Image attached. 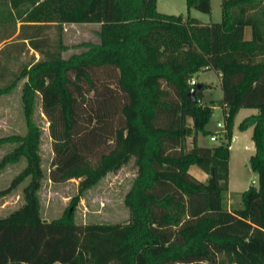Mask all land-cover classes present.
I'll use <instances>...</instances> for the list:
<instances>
[{"label":"trees","instance_id":"trees-1","mask_svg":"<svg viewBox=\"0 0 264 264\" xmlns=\"http://www.w3.org/2000/svg\"><path fill=\"white\" fill-rule=\"evenodd\" d=\"M184 2L185 15L158 12L156 0H0V95L23 79L25 127L0 137V146L13 145L0 169L24 161L0 196L25 181L23 203L0 217V264H264V0H220V20L207 23L188 10L208 13L209 0ZM84 22L98 23L97 41L62 56L61 24ZM24 49L38 58L20 59ZM210 69L219 78L224 133L201 146L196 136L208 134L213 105L200 101L206 85L188 80ZM37 96L51 139L47 179H78L68 207L48 221L39 214ZM241 108L254 110L237 128L251 129L256 185L230 208L228 146ZM130 158L127 221L76 224L82 193Z\"/></svg>","mask_w":264,"mask_h":264},{"label":"rangeland","instance_id":"rangeland-1","mask_svg":"<svg viewBox=\"0 0 264 264\" xmlns=\"http://www.w3.org/2000/svg\"><path fill=\"white\" fill-rule=\"evenodd\" d=\"M210 11L208 13L199 12L193 8L188 10V15L194 17L202 23L217 22L220 20V0H209ZM156 10L165 14H186L184 0H156ZM98 23H62L61 41L67 47L62 56L66 57L70 53L78 52L81 48L74 46L82 41H97L96 31ZM47 33L54 37L55 27L47 29ZM243 37H250L248 26L243 29ZM8 38L6 41L15 40ZM3 43V42H2ZM0 43V45L2 44ZM39 54L32 49H24L20 59L29 60L38 58ZM198 83L206 86L201 92L200 101L204 104L213 105L212 113L205 123V130L208 134L196 136L198 145L212 146L221 140L220 133L214 141L208 139L209 134L216 133L220 129L217 122L224 123L222 107L219 100L221 90L219 78L213 70H202L195 74ZM23 80V79H22ZM20 80L16 87L8 94L0 95V137L25 133L23 116L20 102ZM253 109L241 108L233 118L231 139L229 142L228 159V191L226 194V204L231 207H240V194L249 185H256V173L248 164V156L252 153L250 127L245 130L237 128L238 122L246 115L253 113ZM32 119L40 128L39 154L41 158V169L43 178L38 190L40 204L39 214L44 220L58 218L63 210L68 207L70 199L75 195L78 179H68L62 182H51L47 179L48 168L52 159L51 139L48 135L47 121L40 110V100L37 96L34 101ZM220 132V131H219ZM186 145H190V138L186 139ZM12 144L4 143L0 146V157L12 148ZM24 161L21 159L16 163L6 164L0 169V190L5 189L11 178L23 167ZM188 173L200 181H204L207 175L197 166L190 165ZM136 173L133 158L113 172L106 173L95 185L85 190L79 198L73 213L76 224L86 223H123L128 219V212L123 204V196L128 190L131 180ZM25 181L18 184L10 192L0 196V217L5 216L11 210L19 207L23 203L21 188Z\"/></svg>","mask_w":264,"mask_h":264},{"label":"built area","instance_id":"built-area-1","mask_svg":"<svg viewBox=\"0 0 264 264\" xmlns=\"http://www.w3.org/2000/svg\"><path fill=\"white\" fill-rule=\"evenodd\" d=\"M195 79H194V77H191L189 80H188V83L189 84H194L195 83ZM222 113H223V118H224V112L222 111ZM225 116H226V113H225ZM216 126L220 129L218 132H216V133H214V132H212L211 134H209V136H208V139L210 140V141H214V140H216L217 138H218V136H217V133H220V134H222V133H224V123L223 124H221L220 122H217L216 123Z\"/></svg>","mask_w":264,"mask_h":264},{"label":"water","instance_id":"water-1","mask_svg":"<svg viewBox=\"0 0 264 264\" xmlns=\"http://www.w3.org/2000/svg\"><path fill=\"white\" fill-rule=\"evenodd\" d=\"M188 96L192 99V101H194V92H193V89H190L189 90Z\"/></svg>","mask_w":264,"mask_h":264},{"label":"crops","instance_id":"crops-1","mask_svg":"<svg viewBox=\"0 0 264 264\" xmlns=\"http://www.w3.org/2000/svg\"><path fill=\"white\" fill-rule=\"evenodd\" d=\"M218 76V75H217ZM194 79H195V77H194ZM196 80V79H195ZM251 142V141H250ZM250 148L252 149V151H253V146H252V142H251V146H250Z\"/></svg>","mask_w":264,"mask_h":264}]
</instances>
